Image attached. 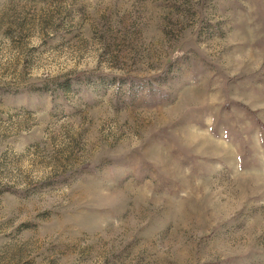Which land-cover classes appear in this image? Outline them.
<instances>
[{
    "label": "rangeland",
    "instance_id": "rangeland-1",
    "mask_svg": "<svg viewBox=\"0 0 264 264\" xmlns=\"http://www.w3.org/2000/svg\"><path fill=\"white\" fill-rule=\"evenodd\" d=\"M0 264H264V0H0Z\"/></svg>",
    "mask_w": 264,
    "mask_h": 264
}]
</instances>
